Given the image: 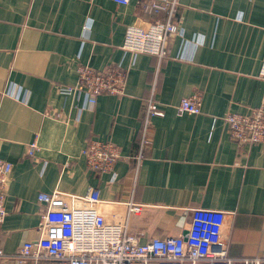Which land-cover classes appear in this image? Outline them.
I'll use <instances>...</instances> for the list:
<instances>
[{"label": "crops", "instance_id": "crops-1", "mask_svg": "<svg viewBox=\"0 0 264 264\" xmlns=\"http://www.w3.org/2000/svg\"><path fill=\"white\" fill-rule=\"evenodd\" d=\"M151 3L0 0V159L12 165L0 264H51L19 257L40 237L38 196L83 197L89 189L98 191L106 223L125 215L126 203L141 207L128 222L141 244L184 234L190 210L210 209L227 213L221 237L228 259L263 255L264 148L231 141L224 117L264 102V0H177L181 33L160 62L121 49L128 26L162 19ZM79 65L121 67L124 94L100 95L93 106L83 94H61L76 86ZM153 85L162 115L151 121L150 148L135 172ZM196 93L200 113H178L180 100ZM92 140L118 146L111 172L87 168L81 152Z\"/></svg>", "mask_w": 264, "mask_h": 264}, {"label": "built area", "instance_id": "built-area-1", "mask_svg": "<svg viewBox=\"0 0 264 264\" xmlns=\"http://www.w3.org/2000/svg\"><path fill=\"white\" fill-rule=\"evenodd\" d=\"M127 5L130 0H113ZM177 0H152L151 9L162 19L142 25L133 24L125 29L121 49L131 54H146L159 62L168 56V42L180 35L174 23ZM76 86L62 87L64 95L83 94L88 104L94 105L96 97L124 94L125 71L119 66L96 70L86 65L76 68ZM260 77L264 79V65ZM153 85L142 110L140 137L134 155V171L137 172L145 153L150 148V127L154 117L162 115L155 101ZM201 97L198 93L181 99L177 105L180 114L200 113ZM51 117L50 112L45 113ZM227 134L238 145L258 144L264 148V102L247 115L228 113L224 117ZM37 151L30 144L27 156ZM86 166L96 173L112 171L120 156L117 145L92 140L82 150ZM12 165L0 159V227L6 217L5 187ZM38 202L45 206L40 214V237L26 242L19 251L22 259L34 263L51 264H264V253L259 258L231 260L226 257L221 232L227 213L210 209L190 210V224L186 232L176 237L152 238L141 244L128 233L129 216L140 212L141 207L126 203V213L116 223H106L99 209L103 202L95 189H89L83 197L63 195L59 192L41 194ZM4 253L0 248V259Z\"/></svg>", "mask_w": 264, "mask_h": 264}]
</instances>
